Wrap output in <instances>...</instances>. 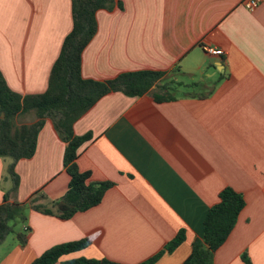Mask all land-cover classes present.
Masks as SVG:
<instances>
[{
  "label": "crops",
  "instance_id": "crops-1",
  "mask_svg": "<svg viewBox=\"0 0 264 264\" xmlns=\"http://www.w3.org/2000/svg\"><path fill=\"white\" fill-rule=\"evenodd\" d=\"M98 29L82 53V75L104 81L134 70L163 71L151 89L169 81L186 91L174 100L114 91L74 124L90 135L75 161L93 181H111L101 201L68 220L28 209L16 235L0 245V264H31L52 246L92 236L76 258L138 264L165 248L181 231L184 241L154 264H185L203 238L210 207L225 187L245 207L213 264H264V0L250 11L243 0H114L96 13ZM73 27L72 0H0V70L9 87L38 94L48 87L52 66ZM207 47L224 50L217 56ZM205 84L207 90H189ZM176 90V91H177ZM35 111L16 122L37 121ZM67 143L45 119L33 157L16 164L17 190L4 180L10 160L0 157V203H41L62 197L70 176L63 164Z\"/></svg>",
  "mask_w": 264,
  "mask_h": 264
},
{
  "label": "trees",
  "instance_id": "trees-1",
  "mask_svg": "<svg viewBox=\"0 0 264 264\" xmlns=\"http://www.w3.org/2000/svg\"><path fill=\"white\" fill-rule=\"evenodd\" d=\"M114 0H72L73 27L65 37L60 54L54 62L47 89L38 94L22 95L9 87L0 70V157L10 160L7 172L13 182L11 191L17 190L20 177L16 164L22 158H31L37 150L38 136L45 119L53 121L61 139L67 143L63 164L70 176L66 193L48 203L39 202L41 192L31 196L27 202L11 201L10 192L0 203V245L14 231L11 224L17 218L27 219V209L32 208L60 220H68L75 213L85 211L101 203L105 192L113 186L111 181H93L90 172H82L75 163L79 149L90 135L74 133V124L99 99L110 92L120 91L130 97L147 94L158 101L174 100V91L183 86L181 81H169L161 86V93L151 94L153 86L165 75L163 71L134 70L119 74L115 78L98 81L82 75V53L98 29L96 13L99 9H111ZM35 111L38 118L31 124H18L21 113ZM245 198L232 187H225L219 193L204 221L203 238L193 242V248L185 264H213L216 250L227 240L245 207ZM28 229L16 231L18 241L25 245L29 239ZM185 239L181 230L167 243L165 248L138 264H154L163 252H172ZM93 237L56 244L38 256L31 264H57L61 256L88 246ZM243 264H252L243 255ZM61 264H121L106 258H76Z\"/></svg>",
  "mask_w": 264,
  "mask_h": 264
},
{
  "label": "rangeland",
  "instance_id": "rangeland-1",
  "mask_svg": "<svg viewBox=\"0 0 264 264\" xmlns=\"http://www.w3.org/2000/svg\"><path fill=\"white\" fill-rule=\"evenodd\" d=\"M187 89L186 88H181V89H179V90H175L174 92L176 93V94H181L182 93V91H186ZM189 90H197L198 92H204V91H206L207 90V87L205 86V84H201L200 85V87L199 88H197V87H193V86H190V89ZM6 173H5V179L4 180H11V178H10V176H9V174H8V172H7V166H6ZM11 183H12V185H13V182L11 181ZM12 188V187H11ZM12 192V191H11ZM29 209V208H28ZM28 209H27V211H26V213L28 214ZM28 216V215H27ZM11 224L14 226V231H12L9 235H8V237H7V241H11V239H13L14 237H15V235H16V231H20V230H24V226H23V221L20 219V218H17V219H15L14 221H12L11 222Z\"/></svg>",
  "mask_w": 264,
  "mask_h": 264
},
{
  "label": "built area",
  "instance_id": "built-area-1",
  "mask_svg": "<svg viewBox=\"0 0 264 264\" xmlns=\"http://www.w3.org/2000/svg\"><path fill=\"white\" fill-rule=\"evenodd\" d=\"M262 1L263 0H243V5L246 9L252 11L256 9ZM206 50L211 55H217V56L223 55L225 53L223 49H219L215 47H207ZM24 229H28V226L24 225Z\"/></svg>",
  "mask_w": 264,
  "mask_h": 264
}]
</instances>
